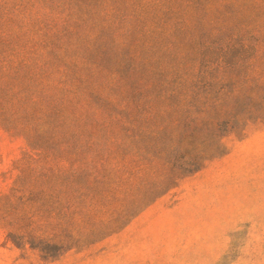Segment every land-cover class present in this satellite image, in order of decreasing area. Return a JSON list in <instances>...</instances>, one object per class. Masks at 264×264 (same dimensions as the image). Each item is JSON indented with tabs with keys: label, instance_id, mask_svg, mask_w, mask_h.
<instances>
[{
	"label": "rangeland",
	"instance_id": "obj_1",
	"mask_svg": "<svg viewBox=\"0 0 264 264\" xmlns=\"http://www.w3.org/2000/svg\"><path fill=\"white\" fill-rule=\"evenodd\" d=\"M257 22H264V0H0V79L8 88L31 94L35 73L54 76L61 68L68 86L78 81L79 96L91 93L92 106L107 109L141 100L139 90L160 89L197 65L199 80L184 88L193 87L195 98L206 92L209 119L230 120L215 132L225 153L120 230L116 212L130 210L137 194L98 198L76 226L38 231L43 241L17 240L0 221V264H264V53L255 57ZM228 42L246 47L243 60L234 63L239 56L232 51L233 64L220 70L197 63L201 45ZM21 58L31 65H17ZM221 74V82L211 81ZM171 136L162 138L166 147L182 141ZM216 137L197 136L188 154H214ZM25 151L24 138L0 126V196ZM112 187L101 184L96 193ZM51 233L73 249L50 253Z\"/></svg>",
	"mask_w": 264,
	"mask_h": 264
},
{
	"label": "trees",
	"instance_id": "obj_2",
	"mask_svg": "<svg viewBox=\"0 0 264 264\" xmlns=\"http://www.w3.org/2000/svg\"><path fill=\"white\" fill-rule=\"evenodd\" d=\"M245 48L230 42L201 45L197 63H211L220 70L231 64L227 59L232 51L237 57ZM215 51L216 57L207 61L206 55ZM262 53L264 22H257L255 57ZM240 57L234 63L243 60ZM31 63L27 58L16 61L25 67ZM196 68L197 65L192 71L172 74L160 89L151 86L139 90L137 96L141 100L108 104L107 109L94 108L91 93L79 96L78 81L73 80L68 86L61 68L54 76L50 72L35 73L29 80L35 91L27 95L19 86L8 88L7 79H0V126L21 135L26 145L23 157L15 163L16 176L11 187L0 196L1 227L17 240L43 241L37 236L38 231L76 226L82 214L95 209L96 199L137 194L130 210L116 212L117 220H121L117 228L120 230L182 179L223 155V136L217 138L215 132L230 120L209 119L206 92L195 98L193 87L184 88L185 83L199 80ZM222 77L221 74L211 81L219 83ZM217 105L221 107L220 100ZM236 119L233 116V121ZM208 133L216 137L210 150L214 154H188L193 147L191 141ZM165 134L182 141L166 147L162 140ZM165 149L166 156L162 155ZM108 174H114L115 180ZM109 183L113 186L110 190L96 193L98 186ZM81 200L89 204L82 207ZM111 221L112 218L100 224ZM50 237L46 241L50 253L74 247L54 233Z\"/></svg>",
	"mask_w": 264,
	"mask_h": 264
}]
</instances>
